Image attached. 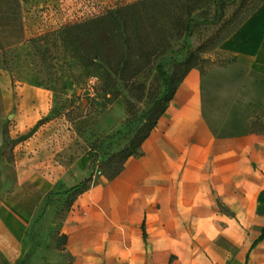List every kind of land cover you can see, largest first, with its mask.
<instances>
[{
    "label": "rangeland",
    "instance_id": "374dc122",
    "mask_svg": "<svg viewBox=\"0 0 264 264\" xmlns=\"http://www.w3.org/2000/svg\"><path fill=\"white\" fill-rule=\"evenodd\" d=\"M100 1L109 10L139 0ZM180 1L174 0L175 4ZM240 3H201L181 35L157 59L160 68H148L129 83L77 57L79 51L76 54L64 42L60 30L40 32L43 23L31 18L30 4L24 9L21 3L22 25L0 19V198L10 188L18 159L32 156L41 140L54 143V132L62 130L73 136L72 141L64 139L68 145L60 150L66 164L81 156L89 160L93 185L88 191L103 183L114 184L143 151L141 156L130 157L113 179L108 177L113 173L108 167L110 157L128 145L145 123L165 90V76L174 72L179 76L190 65L205 79V113L215 130L223 135L264 134V75L250 70L239 55L222 49L238 33L223 39L244 14L237 12ZM180 11L178 7L176 12ZM20 85L38 87L45 106L44 114L36 112L37 120L17 130L14 93ZM135 188L123 183L90 200L97 217L112 219L108 231L120 228L122 233L121 239L98 243L100 264H264V240L253 247L264 226L263 193L233 195L235 207H230L216 190L197 192L194 185H187L185 192L162 186L137 194ZM58 194L57 213L63 217L72 206L65 191ZM205 200H211L213 207H201ZM142 201L148 206L138 207ZM114 219L122 220V225H115ZM56 237L57 247H63L65 241ZM67 259V264L73 263L71 255Z\"/></svg>",
    "mask_w": 264,
    "mask_h": 264
},
{
    "label": "crops",
    "instance_id": "0c3cea01",
    "mask_svg": "<svg viewBox=\"0 0 264 264\" xmlns=\"http://www.w3.org/2000/svg\"><path fill=\"white\" fill-rule=\"evenodd\" d=\"M222 49L264 75V4ZM206 87L200 70L192 68L143 143L140 159L130 161L114 184L103 183L80 195L63 217L58 216L56 197L88 177L89 160L81 156L66 164L60 155L68 145L64 139L73 140L71 131L54 132V143L37 142L32 156L16 162V175L0 198V264H67L68 255L72 264H100L98 243L121 239L122 233L120 228L108 231L112 219L97 217L90 200L123 183L136 187L137 194L162 186L185 192L187 185H194L197 192L216 190L230 207H235L231 199L236 194L264 197V134L223 135L215 130L205 113ZM14 97L17 130L37 120L36 112L44 114L45 100L38 87L20 85ZM132 162L138 166L131 168ZM147 206L142 201L138 207ZM201 207L212 208L213 202L205 200ZM114 224L121 226L122 220L114 219ZM57 234L67 236L64 251L57 247Z\"/></svg>",
    "mask_w": 264,
    "mask_h": 264
},
{
    "label": "trees",
    "instance_id": "16d2710c",
    "mask_svg": "<svg viewBox=\"0 0 264 264\" xmlns=\"http://www.w3.org/2000/svg\"><path fill=\"white\" fill-rule=\"evenodd\" d=\"M207 1L181 0L180 4H175L174 0H139L109 9L103 15L85 22L67 26L61 29L59 34L64 42L72 45L76 54L79 51L77 57L84 62L99 66L104 69V73L111 72L129 83L148 68L153 66L160 68V65L156 64L157 59L169 50L172 39L181 35L195 8ZM263 4L264 0H241L237 12L243 11L244 14L223 39H227L239 30ZM178 7H181L180 12H176ZM4 18L17 22L19 26L22 25L20 0H0V19ZM19 28H17L18 34L21 29ZM192 68L195 66H188L179 76L176 72L165 76V90L148 111L145 123L128 145L110 157L108 167L113 170L108 176L110 179L123 171L124 163L130 157L142 155L143 143L157 127L160 117L168 109L179 86ZM143 99L144 91L138 96V100ZM92 185L93 176H89L68 189L66 193L70 198L69 206L71 207ZM66 238V235L61 236V240L65 241ZM263 240L264 226L253 247ZM59 248L65 250L64 246Z\"/></svg>",
    "mask_w": 264,
    "mask_h": 264
},
{
    "label": "built area",
    "instance_id": "2783aa9c",
    "mask_svg": "<svg viewBox=\"0 0 264 264\" xmlns=\"http://www.w3.org/2000/svg\"><path fill=\"white\" fill-rule=\"evenodd\" d=\"M33 8L31 18L42 22L40 32L59 31L67 26L103 15L107 10L100 0H20ZM27 2V3H26ZM23 19L28 15L23 12Z\"/></svg>",
    "mask_w": 264,
    "mask_h": 264
},
{
    "label": "bare ground",
    "instance_id": "6f19581e",
    "mask_svg": "<svg viewBox=\"0 0 264 264\" xmlns=\"http://www.w3.org/2000/svg\"><path fill=\"white\" fill-rule=\"evenodd\" d=\"M138 166V163L137 162H132L131 164H130V167L131 168H135V167H137Z\"/></svg>",
    "mask_w": 264,
    "mask_h": 264
}]
</instances>
